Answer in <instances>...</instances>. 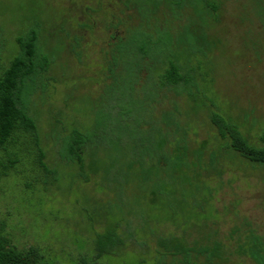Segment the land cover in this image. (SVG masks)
Returning <instances> with one entry per match:
<instances>
[{
  "label": "rangeland",
  "instance_id": "374dc122",
  "mask_svg": "<svg viewBox=\"0 0 264 264\" xmlns=\"http://www.w3.org/2000/svg\"><path fill=\"white\" fill-rule=\"evenodd\" d=\"M123 1L0 0V72L17 52L15 38L35 25L28 18L30 13L39 25L40 43L52 54L44 91L33 96L31 114L44 162L59 176L58 182L43 187L32 171V156H26L16 166L18 173L13 171L0 180L4 235L20 251L37 248L50 264H179L182 257H170L157 238H178L188 249L215 243L233 245L250 234L264 238V165L231 156L227 141L220 139L209 118L212 113L221 116L252 145H260L264 134V0H217V10L206 15L207 34L215 46L206 58L191 62L198 68L197 96L203 107L186 115L189 104L182 101L181 116L190 148L203 145L204 161L211 153L219 157L215 171L201 179L197 206L183 216L168 218L147 208L140 195L134 203L132 189L126 187L121 198L128 203L127 210L119 214L115 208L119 198L105 186L101 173L90 175L89 182L83 183L73 177L76 168L60 161L61 141L56 145L55 136L64 138L74 128L89 126L90 108L100 103L110 83L104 58L113 42L110 20L124 22L118 30L120 36L123 28L141 22L135 10L124 8ZM192 15L189 8L172 14L163 3L152 22L156 19L160 30H168L174 39L185 17ZM187 201L192 204L191 199ZM128 225L143 244L126 241L116 244L110 255L97 257L96 235L114 226L126 238ZM233 261L250 264L236 256Z\"/></svg>",
  "mask_w": 264,
  "mask_h": 264
},
{
  "label": "trees",
  "instance_id": "16d2710c",
  "mask_svg": "<svg viewBox=\"0 0 264 264\" xmlns=\"http://www.w3.org/2000/svg\"><path fill=\"white\" fill-rule=\"evenodd\" d=\"M163 3L172 14L187 8L193 14L185 17L174 39L168 30H160L156 19L152 22ZM123 6L135 10L141 22L123 28L120 36L118 30L124 22L110 20L113 42L104 55L110 83L100 103L90 108L89 126L74 128L64 138L55 136L56 145L61 141L58 156L65 166L77 169L73 177L83 183L89 182L90 175L101 173L105 186L119 198L115 207L119 214L127 210L128 203L125 205L121 197L129 187L134 203L140 198L147 201V208L168 218L183 216L197 206L201 179L215 171L219 160L218 153H211L204 161L203 145L192 150L187 127L181 123L182 101L191 108L186 104V115L203 107L197 96L198 68L191 62L196 57L206 58L215 46L207 34L206 15L217 10V0H124ZM28 18L34 19L35 25L15 38L17 52L0 72V180L13 171L18 173L16 166L32 156V171L47 188L50 182H58L59 176L44 162L31 103L38 90L44 91L52 54L38 39L36 17L30 13ZM209 118L220 139L227 141L225 147L231 156L251 165H264V134L255 146L221 116L212 113ZM109 213L113 215L111 206ZM130 240L143 244L133 236L130 225L126 238L114 226L109 227L96 235L97 257L110 255L116 244ZM157 244L170 257L181 256L179 264H240L234 263L235 256L250 264H264V238L254 234L244 235L233 245L215 243L188 249L183 245L186 242L175 237L157 238ZM40 263L50 264L37 248L20 251L13 247L0 228V264Z\"/></svg>",
  "mask_w": 264,
  "mask_h": 264
}]
</instances>
